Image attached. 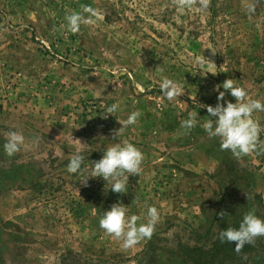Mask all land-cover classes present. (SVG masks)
Here are the masks:
<instances>
[{
	"label": "rangeland",
	"instance_id": "1",
	"mask_svg": "<svg viewBox=\"0 0 264 264\" xmlns=\"http://www.w3.org/2000/svg\"><path fill=\"white\" fill-rule=\"evenodd\" d=\"M74 12L91 19L76 33L65 19ZM164 78L182 88L172 100ZM226 78L264 103V0H0V264H177L174 252L207 239L222 205L244 199L239 210L264 219V111L253 113L261 131L246 155L204 130L200 104L215 106ZM9 131L25 137L12 156ZM124 140L144 156L125 193L100 177L85 183ZM77 149L84 163L70 173ZM118 201L138 225L157 208L150 238L126 249L100 227Z\"/></svg>",
	"mask_w": 264,
	"mask_h": 264
},
{
	"label": "clouds",
	"instance_id": "2",
	"mask_svg": "<svg viewBox=\"0 0 264 264\" xmlns=\"http://www.w3.org/2000/svg\"><path fill=\"white\" fill-rule=\"evenodd\" d=\"M85 12L95 15L91 8H85ZM67 29L76 33L82 23H90L80 13H72L65 17ZM201 67L204 66L203 59L198 60ZM212 63H208L211 68ZM160 89L163 95L172 100L182 92L181 86L169 78L162 79ZM223 89V90H221ZM217 92V103L215 106L200 104V108H205L208 117L204 124V130L210 137H219L221 148L230 150L234 155L241 156L250 153L256 149L257 140L261 131L258 121L253 118L256 111H264V103L259 100H247L245 90L237 86L232 78H226L221 84L213 87ZM226 94L235 98V102L226 100ZM118 110V104H110L106 108L105 116L115 113ZM140 113L132 112L121 124L114 136L118 137L123 128L128 125H134ZM196 124V113H189L188 118L183 120L181 127L191 129ZM25 137L17 131H9L6 136V142L3 145L4 152L8 156L14 155L24 144ZM84 155L79 149L69 154V163L67 170L70 173H76L81 169L84 163ZM144 159L143 153L131 142L124 140L114 142L103 151V155L93 161L91 170L85 183L90 177H100L104 181L110 182V189L115 193H125L126 186L130 176H137L141 172V165ZM221 217L224 213H219ZM147 223L137 224L138 217L135 215L127 216V209L121 202L111 205L110 209L105 211L100 218V227L109 235L123 239V247L131 248L140 240L150 238L159 219L158 210L155 206L147 209ZM264 236V219L259 218L254 211L247 212L238 228L228 227L219 233V239L224 242H235V250L239 252L245 244H251L256 237Z\"/></svg>",
	"mask_w": 264,
	"mask_h": 264
},
{
	"label": "trees",
	"instance_id": "3",
	"mask_svg": "<svg viewBox=\"0 0 264 264\" xmlns=\"http://www.w3.org/2000/svg\"><path fill=\"white\" fill-rule=\"evenodd\" d=\"M258 198V197H257ZM232 201L222 205L216 212L214 220L208 229L207 239L195 244H181L174 252L171 260L177 264H264V239L256 237L251 244L237 252L235 242H222L219 239L220 231L234 227L238 228L245 211H240L237 204L243 202ZM261 204H259L260 206ZM223 212L221 217L219 213ZM256 214V212H255Z\"/></svg>",
	"mask_w": 264,
	"mask_h": 264
}]
</instances>
